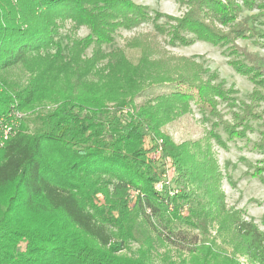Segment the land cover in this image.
I'll return each mask as SVG.
<instances>
[{
    "label": "trees",
    "instance_id": "16d2710c",
    "mask_svg": "<svg viewBox=\"0 0 264 264\" xmlns=\"http://www.w3.org/2000/svg\"><path fill=\"white\" fill-rule=\"evenodd\" d=\"M180 1L189 3V9L181 18H173L158 11L151 15L146 5L132 0H0V117L14 100L27 105L60 78L76 79L80 91L65 95L40 118L34 132L21 128L0 145V264H149L143 249L124 252L125 242L140 224L153 216H168L171 225L199 226L202 212L196 192L190 189L213 179L216 186L207 187L205 193L211 204H219L216 176L221 173L211 155L210 138L224 143L211 130L204 142L192 143H175L162 131L164 124L190 111L189 101L195 96L202 107H210L213 125L229 140L253 133L250 122L260 121L259 139L253 145L264 155V108H254V102H264V67L256 54L236 43L250 38L257 43L252 38L257 35L264 38L249 24L250 20L264 24L257 19H264V0ZM252 9L258 12L237 20L242 10ZM66 19L73 21L72 28L88 27L89 33L83 38L68 36L62 45L55 39L56 20ZM147 21L153 23L150 35L167 37L165 45L186 46L200 39L225 46L232 58L229 63L248 75L254 86L249 102L238 103L231 95L236 89L215 84L217 72L191 58L168 54L170 60L183 63L153 74L155 59L148 60L147 52L133 64L120 47L106 53L99 50L118 28L131 29ZM215 21L228 31L214 28ZM93 43L96 50L89 57L84 52ZM105 56L111 58L97 67ZM31 62L35 66L25 85L3 76ZM93 76L95 88L101 82L109 90L117 88L113 97L92 88L83 90V78ZM155 83H170L175 89L157 96L152 106L134 105L135 95ZM106 101L113 102L111 108ZM218 101L228 107L229 120L216 109ZM146 139L152 143L147 150ZM151 148L159 152L154 160L145 154ZM167 159L176 169L173 184L167 179ZM157 184H162L161 190ZM185 207L188 214L183 216ZM228 218L246 243V251L259 253L264 232L253 222L224 216L225 221ZM168 231L169 241H191L182 228ZM199 264L230 262L208 257Z\"/></svg>",
    "mask_w": 264,
    "mask_h": 264
},
{
    "label": "rangeland",
    "instance_id": "374dc122",
    "mask_svg": "<svg viewBox=\"0 0 264 264\" xmlns=\"http://www.w3.org/2000/svg\"><path fill=\"white\" fill-rule=\"evenodd\" d=\"M132 1L136 4L146 5L151 15H153L152 12L158 11L173 18H181L189 9V3L186 1L181 2L180 0ZM256 12H258L256 9L242 10L237 20H242L244 16L255 14ZM257 19L262 22L264 20L261 17ZM56 21L57 33L55 39L61 42L62 45L66 43L68 36L83 38L89 33V28L85 26L72 28L73 21L70 19ZM158 21L163 22L164 18H160ZM174 22V20H171L170 24H174ZM152 24L151 21H147L131 29L120 27L113 33L112 40L108 44L101 45L99 50L101 53H106L116 47H120L124 51L126 58L132 61L133 64H136L147 52L148 60L151 58L155 59L154 66L150 69L153 74L166 70L170 64L177 66L183 63V61L170 60L169 56H167L168 54L191 58L207 67L209 72H217V79L213 81L215 84L222 82L221 85L226 88L236 89L238 92L231 95L237 98L238 103L249 102V96L254 86L248 75L238 73L229 63L232 58L227 54L228 49L225 46L215 45L200 39H196L195 42L186 46L178 44L165 45L163 43V40L167 38L165 35H150L149 31L152 30ZM212 24L214 28L222 32H227L229 29V27L220 22L215 21ZM249 24L259 30L258 32L264 33L263 23L259 24L255 20H250ZM252 38L256 39L255 42L257 43H254L251 38L238 39L236 43L247 51L256 54L261 59L259 63L264 67V38L259 39V35ZM95 50L93 43L85 50L84 54L90 57ZM163 50L167 54L163 53ZM109 58L111 57H103L98 62L97 67L105 64ZM157 60H160V62L158 63ZM33 66H35L34 62L25 67L18 66L9 72H5L3 76L8 81L25 85L27 79L32 76ZM177 71L175 70V75L178 74ZM175 75L173 78L177 80ZM202 78H205L204 75ZM55 81L44 92H40L37 99L30 100L27 105L19 104L14 100L10 103L6 114L1 115L0 122L10 125L12 132H16L21 128L27 132H34L40 126V118L56 108L61 100L65 98V95H76L80 92L75 85L76 79L67 80L66 78H60V80ZM82 82L83 90H91L92 88V90H97V94L100 95L106 92L110 97H113L116 93L117 88L109 90V88L102 86V82L100 88H95L97 77L94 76L90 79L83 78ZM184 87L182 85L178 88ZM173 89H175L173 84L155 83L135 95L133 104L142 108L152 106L158 100L157 96ZM190 92L194 94L196 90L192 88ZM198 100L196 96L191 99L189 101L190 111L164 124L162 131L169 135L175 143H192L200 142L201 140L204 142V136L209 130L221 136L224 146L219 144L215 137L210 138L211 155L221 173L220 178L216 176L217 188L215 194H221L219 204L217 206L211 204L209 202L210 196H207L209 193H205L207 187L212 186L213 188L216 186L213 179L205 182L203 186L199 184L198 187L195 184L190 190L196 192L197 202L201 208L202 213L198 219L200 222L199 226H197V223L193 228H184L180 224L177 226L171 225V222L168 223L167 220L174 223L168 216H153L148 223L143 222L133 232V237L125 242L124 252L133 254L143 249L144 258L149 264H199L200 261L206 260L208 257L213 258V261H225L230 262V264H264V244L259 249V253L254 255L248 253L246 251V243L241 235L236 233L232 219L231 221L229 218L227 221L224 220L225 215H231L234 219L239 218L248 223L253 222L261 232H264V169L256 173L258 168L264 167V155L253 145L259 139L258 130L262 128L259 125L260 121L250 122L254 128L253 133L247 132L245 137L229 140L219 126L213 125L214 117L209 115L210 107L205 105L202 107V103ZM105 103L110 108L113 104L110 101ZM259 104L256 105V102H254V108L262 111L264 102ZM126 108L132 111L129 106H126ZM216 109L222 113L224 119H230L225 102L218 101ZM146 140L148 141V139ZM147 141H145L144 145L146 150L152 144L150 143L151 141H148L149 143ZM155 150L151 148L150 151H146V157L151 159L158 158L159 152H155ZM168 164L169 166H167ZM165 166L166 168L169 167L167 179L171 180V184H173V179L176 177L175 166L168 159ZM208 183L210 185H207ZM161 187L162 184L156 185L159 190H161ZM135 194L134 191L131 192L132 200ZM130 207H133V202ZM181 211L183 216L188 214L186 207ZM170 227L174 232L178 231L179 228L186 230V236L191 241L187 240L182 242V244L175 243L172 240L169 241L166 235ZM194 240H197L196 244ZM19 246L23 249L24 243L21 242Z\"/></svg>",
    "mask_w": 264,
    "mask_h": 264
},
{
    "label": "built area",
    "instance_id": "2783aa9c",
    "mask_svg": "<svg viewBox=\"0 0 264 264\" xmlns=\"http://www.w3.org/2000/svg\"><path fill=\"white\" fill-rule=\"evenodd\" d=\"M11 126L8 124H3L0 122V145L3 144V142L8 138L11 131Z\"/></svg>",
    "mask_w": 264,
    "mask_h": 264
}]
</instances>
